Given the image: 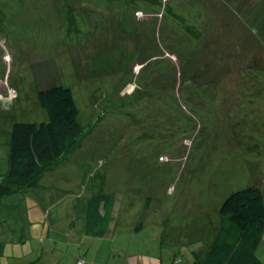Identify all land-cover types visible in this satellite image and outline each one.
<instances>
[{"label":"rangeland","instance_id":"1","mask_svg":"<svg viewBox=\"0 0 264 264\" xmlns=\"http://www.w3.org/2000/svg\"><path fill=\"white\" fill-rule=\"evenodd\" d=\"M48 1V9H37L41 6L28 0L1 1L6 7L0 25V170L7 162L13 121L47 118L37 101L39 88L52 83L69 87L86 131L97 121L81 147L43 174L40 186L28 196L33 201L25 206L18 193L2 200L0 240L6 246L0 264L17 263V245L8 241L20 232L28 236L20 248L35 242L52 264H77L78 259L83 264H174L176 259L192 264L213 240L224 199L252 184L264 192V73L256 71L264 70V58L261 62L254 57L264 54V18L248 19L231 7L233 0H161L148 5L143 3L148 0ZM146 11L159 12L164 29L158 20L154 31L167 38L166 44L181 47L194 66L197 59L209 62L208 69L198 63L194 71L209 82L203 86L210 91L197 95L203 87L194 86L196 93L183 88L185 98L206 96L181 106L192 126L196 123L182 141L178 127L167 141L161 122L157 127L162 131L154 129L150 138L135 139L141 128L131 123V110L136 115L156 111L149 105L143 108L145 96L137 97L134 75L142 64L131 56L129 31L137 20L148 19ZM165 56L178 64L175 53ZM149 80L146 85L155 87L154 96L161 98L162 76ZM5 95L10 102L3 100ZM101 95V104L96 103ZM157 105L175 104L160 100ZM101 184L116 199L112 224L96 238L85 235L82 206ZM16 200L20 210L11 208ZM25 211L35 214H28V223ZM139 221L143 228L136 231ZM260 258L264 261L263 254Z\"/></svg>","mask_w":264,"mask_h":264},{"label":"trees","instance_id":"2","mask_svg":"<svg viewBox=\"0 0 264 264\" xmlns=\"http://www.w3.org/2000/svg\"><path fill=\"white\" fill-rule=\"evenodd\" d=\"M1 1L2 0H0V25L5 11L4 8L6 7L2 6ZM28 1L41 6L36 7L37 9H48L47 3H50L48 0ZM128 1L141 3L140 0ZM233 1L234 4L231 7L237 11L240 9V13L248 17V19H253L255 17L264 18L262 16L264 15V0H253L250 4L246 3L245 0ZM143 3L145 5L149 3L160 4L161 0H148ZM212 11H214L213 13L215 14L218 13L215 10ZM115 13H117L116 16L121 15L120 10H116ZM146 13L149 14L148 19L137 20L134 30L132 29V32L131 30L129 31L131 39L133 40L131 56H135L132 61H138L142 64L140 72L134 75V81L136 83L135 92L140 91L137 97L145 96L143 100L148 104H143V108L150 109L149 106H151V108H155L151 110L156 111L151 112L149 115H136L131 110V123H134L133 126L141 128L136 137H134L136 140H146L150 138V136H152V130H163L157 127L158 122H161L166 126L167 136L165 138H167V141L174 138L172 135L176 127H178L177 131L180 134L178 138L182 141V138L187 137V134L190 135L191 130L196 128V123L192 126V119L181 106L206 96H199L196 99L185 98V96H183V88L185 87L188 90L192 88L194 93H196L194 86L198 85L203 88L199 89L198 93H196L197 95H200V92H203L204 89L208 93L210 90L204 88L203 85H210L209 82L201 81L198 74L200 71L194 70L199 66L198 63L203 64V66L202 64L200 65L203 70L208 69L209 62L206 60L200 62V60L197 59L195 60L197 64L194 63V66L192 59L188 58V56L184 54V51L181 53V47L176 49L172 44H166L167 38L162 36L163 34L159 35V32L155 34L154 26L156 27L157 21L159 20V12L146 11ZM259 20H261V18ZM260 22L264 24V19ZM140 24L143 26L141 29L139 28ZM173 26L179 27V25L176 24H173ZM159 27H161V30L162 28L164 29L163 19L161 18L159 20ZM121 29L123 30L124 27L120 28V32L123 33ZM183 30L187 35L193 34L191 28L186 27L183 28ZM201 30L202 29H198L196 32L198 33ZM188 37L192 41H199L196 36L195 38L191 36ZM247 38H249V36H247ZM158 40H160L159 44ZM261 43L264 45V40H261ZM160 46L164 48L162 49ZM236 49H238V45ZM200 51L199 49V52ZM165 52L175 53L178 64H171L169 58L165 56ZM193 55H195L194 52ZM263 55L264 54L260 52L255 54L254 57L262 62V58H264ZM223 67L225 66L220 68ZM157 71L158 74L156 73ZM256 71L260 74L264 73L262 68H257ZM161 76L165 81L163 83L164 86L161 88L162 91L164 90V93L161 94V98H156L154 96L155 91L152 90V88L155 87L147 86L146 83H148L151 78ZM178 77L180 78L179 82L177 80ZM211 82L213 83V80H211ZM167 84L168 86H166ZM165 88L169 89V93H165ZM134 93H131V96H133ZM178 93H182L181 96H179ZM137 97L133 99L130 98V100H128L129 102H126H134ZM101 98H103L102 95L96 97L95 102L101 104ZM182 99H185V101H180ZM3 100L5 102H10L6 95ZM160 100L174 102L175 105L158 106L157 103ZM37 101L39 106L46 111V120L40 122L13 121L11 125L7 153L8 168L5 173L0 172V203L6 195L39 187L43 174L48 170L56 168V166L68 159L69 155L74 150L81 147L85 136L91 132V129L97 121L96 120L93 124H89V131H86L87 128H85V125L78 119L79 108L73 97L72 90L61 84L52 83L47 87L39 88L37 91ZM175 107L176 111L180 110V113L174 110ZM158 113L160 116H157ZM115 199L116 196L105 191L102 184L101 188L85 198L82 206V217L83 230L86 236L89 235L90 237L101 238L107 233L109 224L113 219ZM31 213L34 214L33 212H30V214ZM42 213L48 218L47 210H43ZM143 216L144 215L140 216L141 220ZM30 218L32 217L28 216L27 223L30 222ZM3 222V219H0V226ZM142 228L143 222L139 221L134 230L139 231ZM16 240L15 236L13 238L11 237L8 243L17 242L21 245L28 240V236L20 232ZM39 241L40 244H42L43 239H39ZM5 242V240H0V258L2 261H4L3 256L5 255ZM17 248L14 249L15 258L17 260L16 264H52L51 260H46L40 253L43 251L44 247H38L35 242L34 244L25 243L24 250L19 254L17 253ZM260 254L264 255V192L260 187L252 184L231 192L224 199L219 208V219L218 224L215 226L213 240L202 258L196 259L192 264H264V261L260 258ZM81 263L83 264V262L78 259L77 264ZM174 264H178V259L174 261Z\"/></svg>","mask_w":264,"mask_h":264},{"label":"crops","instance_id":"3","mask_svg":"<svg viewBox=\"0 0 264 264\" xmlns=\"http://www.w3.org/2000/svg\"><path fill=\"white\" fill-rule=\"evenodd\" d=\"M4 164H6L5 169H4ZM4 164H3V166L1 167L0 172H5V170H7V168H8V163H7V162H4ZM16 193H18V194L20 195V196H19V199H20L21 202H24V203H25V202H29V201H31V200L28 199V198H29L28 196L32 194L31 189H30V190H25V191L15 192V193H13V194H16ZM10 195H12V194H10ZM4 198H5V197H4ZM4 198H3V199H4ZM3 199H2V200H3ZM2 200H1V203H0V214H1ZM20 201L16 200V201L10 203V204H13V205L11 206V208H16V207H17V209L20 210V205H19ZM10 204H9V205H10ZM25 206H26V203H25ZM24 210H25V209H24ZM22 211H23V209H22ZM25 213L27 214V216H29L28 214H30V212H28V211H27V212L25 211ZM111 224H112V220H111L109 226H110ZM113 225H115V223H114ZM14 244L18 245V247H19V250H17V253H18V254H19L20 252L23 251V249L20 248V247H22V244L19 245L17 242H14ZM0 260L2 261L1 258H0ZM174 261H175V260H174ZM179 261H180V260H179ZM2 262H3V261H2Z\"/></svg>","mask_w":264,"mask_h":264}]
</instances>
